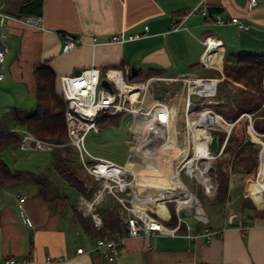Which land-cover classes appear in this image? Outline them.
<instances>
[{
	"label": "crops",
	"instance_id": "0c3cea01",
	"mask_svg": "<svg viewBox=\"0 0 264 264\" xmlns=\"http://www.w3.org/2000/svg\"><path fill=\"white\" fill-rule=\"evenodd\" d=\"M196 1L43 0L41 15L4 17L0 29V46L6 48L0 65V120L13 107L24 109L22 105H28V109H32L31 105L35 104L33 68L38 64H45L54 71L56 87L59 75L91 65L104 72L125 63L130 69L134 67L135 73L139 72L141 77L149 74L198 75L204 71H216L223 76V62L231 61L234 54H264V0H255L254 4H249V0H207L208 5L221 7L218 12L223 17L237 16L244 21L247 26L243 28L231 22L213 23L194 12L182 19L178 29L170 30L173 21L191 9ZM215 13L211 12L212 15ZM144 25H147L146 30ZM119 31H144V35L125 41L90 43L93 36L102 41ZM64 32L84 42L63 52ZM205 39L214 47L206 52ZM219 56L222 59L220 66L216 62ZM222 76H219L220 82ZM226 83L241 88L239 83ZM195 119L199 117L190 119L189 126ZM240 119L237 118L236 123ZM191 131L192 146H195L194 130ZM57 178L59 183L64 180ZM174 181L177 180H169L170 189ZM177 182L182 189L178 204L191 203L193 198ZM61 185L62 190L53 185L56 191L51 192L64 196L56 204L48 203L30 184L15 185L13 196L9 194L0 198V264H195L198 261L264 264L262 220L246 217L241 211L242 201L225 211L220 221L209 224L205 216L207 223L202 224L198 219L195 223L185 219L194 211L187 204L180 209L181 219L178 221L176 202L169 209L167 204L171 199L164 198L159 203H165L168 215L161 220L168 227L176 228L175 234L125 235L119 255L106 259L98 252H89L99 235L86 230L76 219L73 209L74 206L78 208L74 204L75 195L63 183ZM23 193L26 197L20 206L17 197ZM76 194L80 197L77 191ZM247 194L256 206L255 192V200L245 188L241 198ZM113 202L111 196L104 207L114 210ZM156 204V201L147 203L153 215H156ZM115 205L119 225L112 235L124 234L126 211L119 201ZM173 216L175 223L168 225ZM236 216L239 221L233 224L231 218ZM78 247H82L81 252L77 251ZM10 257L15 261L6 263Z\"/></svg>",
	"mask_w": 264,
	"mask_h": 264
},
{
	"label": "built area",
	"instance_id": "2783aa9c",
	"mask_svg": "<svg viewBox=\"0 0 264 264\" xmlns=\"http://www.w3.org/2000/svg\"><path fill=\"white\" fill-rule=\"evenodd\" d=\"M254 3L255 0H249V4ZM4 6V2L0 1V8ZM194 12L200 13L207 21L213 23L231 22L236 23L239 28L247 26L237 16L223 17L219 12L212 15L208 9L207 0H197L191 9L182 13L178 19L173 21L170 25V30L178 29L181 26L182 19ZM10 16L11 14L0 9L1 30L2 19ZM146 29L147 25H144V30ZM62 34L61 50L63 52L84 42L71 33L64 32ZM143 35L144 31L143 33L119 31L102 41H98L93 36L90 43L94 45L99 42L125 41L136 39ZM204 43L206 52L211 49V41L205 39ZM5 50V46H0V65L3 62ZM131 75L130 67L124 63L115 68H108L104 72L98 66L91 65L72 71L69 74L59 75L57 78L60 89L58 93L62 96L65 103L64 117L68 142L74 147L85 171L91 176L100 177L99 185L90 198L80 195L78 208L83 213L91 216L96 228H100L103 224L102 217L96 206L107 195L115 197L126 211L124 219L125 233L98 236L95 245L89 249V252H98L106 259H114L119 255L120 245L124 242L125 235H149L153 232L174 235L176 231V228L168 227L164 224L161 219L165 218V216L157 211L156 206L154 208L156 215L149 212L147 206L149 201L159 203V199L147 197L152 194L150 191L139 192L140 205L143 207L135 205V191L131 184L134 173L126 164L133 150L138 145L144 144V142L158 143L172 139L174 136L176 144L174 148L170 147V154L178 148L173 159V166L176 168L177 174L183 169L184 173L190 177H199L200 175V181L204 184L205 191L207 193L216 191V184L213 183L211 174L208 175L212 163L209 160L203 168H200V161L207 159V157L203 155L194 156L190 149L192 146L189 145V140L186 137L192 133L188 119L192 118L195 111L198 112L193 107V96L214 95L219 77L216 75L182 74L170 76L149 74L140 79H134L131 78ZM1 76L2 73L0 72V78ZM102 78L109 82L111 88L101 83ZM180 108H182L183 112L182 117L179 116ZM124 113L131 115L129 127L132 136L135 138V145L131 147L127 159L119 163L106 157L96 156L89 151L84 142L87 133H97L101 129L99 125L101 119ZM242 114H246L251 120L249 112H242ZM180 120L181 124H179ZM210 124L215 123H206V125ZM231 126L232 124L229 125V127ZM228 129L227 135L230 131V128ZM19 130L21 131L19 142L21 147L46 148L50 150L54 147V143L38 139L25 128ZM227 135L219 146V152L213 155L208 148L209 133V138L206 142V148L210 153L209 158H216L222 153ZM178 139L183 141L184 145L182 147H179ZM223 169L226 170V167H223ZM128 174H132L130 176L132 178H129ZM188 191L190 190L188 189ZM161 193L166 196L164 199H172L171 196L175 194L172 193L171 189H165ZM177 196L179 197L180 195L178 194ZM25 197L26 194L24 193L17 197L20 206ZM177 198H175L176 212L178 221H180V209L183 205L191 204L192 202L178 204ZM194 205V211L197 216L206 220V217L202 214L200 204L194 202ZM256 206L264 208V205L260 206L258 203H256ZM262 226L264 228V220L262 221ZM77 251L81 252L82 247H78ZM14 261V258L11 257L5 260L6 263H13Z\"/></svg>",
	"mask_w": 264,
	"mask_h": 264
},
{
	"label": "trees",
	"instance_id": "16d2710c",
	"mask_svg": "<svg viewBox=\"0 0 264 264\" xmlns=\"http://www.w3.org/2000/svg\"><path fill=\"white\" fill-rule=\"evenodd\" d=\"M5 3L3 11L15 16L41 15L43 11V0H0ZM231 61H224L222 65L223 79L218 83L216 93L218 94L215 109L213 112L221 115L224 124H232L227 135V129L223 126H211L209 130L212 134H217L219 146L225 136L227 139L222 153L216 157L210 168L217 183L213 201L218 202L222 207L228 198L229 173L223 167L231 168L234 171L249 173L255 168L258 155L261 152V143L254 141L250 135L239 141L234 134V126L238 116L242 112L255 114L260 112L261 119L254 117L253 127L258 132H264V54L237 53L232 56ZM222 63V62H221ZM219 64V66L221 65ZM160 73L159 71H156ZM35 82V104L32 109L26 111L19 107H13L0 120V150L10 146L18 145L21 139V131L25 128L38 139L54 143L51 149L53 155V168L56 173L73 187L80 195L90 198L97 189L100 177L89 175L77 157L74 147L68 142L66 123L64 117L65 103L62 96L55 87L56 75L54 71L45 64H38L33 68ZM131 78L140 79L141 74L136 72ZM233 81L241 84V88L232 93L226 89V82ZM212 104V103H208ZM206 105V104H205ZM198 107V106H196ZM210 110V109H208ZM121 114L109 116L99 121L100 128L116 123ZM233 154L234 158L223 157L224 154ZM230 157V156H229ZM264 163L261 160L259 172ZM239 165V167L237 166ZM264 183V168L261 174ZM182 178V176H181ZM47 174H38L28 169H12L8 163L0 157V187L7 188L19 184H30L37 188V192L50 204H56L64 198L63 195L49 192L47 186ZM257 184V182H256ZM253 187L251 195L255 192ZM112 196V195H111ZM113 197V196H112ZM247 198V197H245ZM254 198V196H253ZM114 210L105 208L97 204L96 209L100 213L103 224L100 228H91V216L85 215L77 207H73L76 219L86 230H92L99 236L112 235L115 227L119 225L118 212L115 205L118 200L113 197ZM243 199V198H242ZM255 200V198H254ZM256 201V200H255ZM256 203H258L256 201ZM259 204V203H258ZM245 202L242 203V212ZM260 206H263L259 204ZM251 211L246 213V217H257L264 220V208H257L250 200ZM157 211L163 215H168L167 207L164 204H156ZM116 218L110 224V218ZM175 216L171 217L168 225L175 223ZM195 264H213L206 261H198Z\"/></svg>",
	"mask_w": 264,
	"mask_h": 264
},
{
	"label": "rangeland",
	"instance_id": "374dc122",
	"mask_svg": "<svg viewBox=\"0 0 264 264\" xmlns=\"http://www.w3.org/2000/svg\"><path fill=\"white\" fill-rule=\"evenodd\" d=\"M220 61H222V59H220V56L217 58L216 62L220 63ZM214 73H216L217 77L222 76V74L213 71ZM221 78V77H219ZM223 79V76H222ZM220 82L219 80L217 81ZM216 84V87H217ZM221 84V82H220ZM228 84L226 83V89L230 90L232 93L237 92L240 87H236L235 85L232 84V86H227ZM231 87V88H230ZM56 90L60 91L59 89V85L57 83L56 85ZM217 98H218V94L216 93V89H215V94L212 96H193V107H195V110H197L198 112H194L192 117H199L201 114H213L215 115V118L217 119V122L215 124H210V125H206V128L208 130V133H210V135L212 134V132L209 130V126H223L227 129L228 132V128L230 124H224L222 117H220V115L216 112H213L211 110L215 109L216 105L214 103L217 102ZM208 103H212V104H208ZM206 104V105H205ZM24 106V109L26 111H28L29 107L28 105H22ZM32 108L34 107V105H31ZM198 106V107H196ZM210 109V110H208ZM211 112V113H209ZM182 108H180L179 110V116L182 117ZM250 113V112H249ZM241 119L238 121V123L235 124L234 126V134L235 137L240 140H242V142L244 141V139L247 138V135H250V137L254 140V141H259L261 143V149L264 143V132H258L256 131V129L253 127V120L254 117H256L257 119H261L262 115H260V112H257L255 114L250 113V117L251 120H249L248 116H246V114H240L238 116V118ZM201 120H202V115L200 116ZM214 119V121L216 120ZM201 122V121H200ZM131 123V115L124 113L121 114L119 116V118L117 119L116 123L114 124H109L103 128H101L99 133H92L89 132L87 133L86 137H85V145L87 147V149L89 151H91L92 153H94L96 156H101V157H106L109 159H112L116 162H123L127 159L130 149L133 145H135V138L132 136L131 130H130V125ZM181 124V120L180 123ZM233 124V123H231ZM200 123L194 125L193 129L194 130V134H200L201 130H200ZM181 138V137H180ZM188 138L189 140V145L192 146V140L190 135L188 137H186V139ZM179 140V147H182L184 145L183 141H181V139ZM183 140V139H182ZM152 142H144V145H142L139 148H135L134 152L132 154V157H135L137 155L142 154L143 152H145L150 146H151ZM178 148H176L171 154H175L176 150ZM191 149V148H190ZM230 156V157H229ZM0 157L3 158L8 165L12 168V169H28V170H32L35 173L38 174H47L49 176V179L47 180V186L49 188V192L52 191H56V188L59 190H62L63 187L61 185V183H63L64 187L68 190L70 189L72 191V193H74L75 195V199H74V204L78 206L79 204V197L76 194V190L72 187H70L66 182H64V180H60L61 183H59L56 179L57 176L60 177L58 174L56 175V172L53 168V155L50 149H46V148H34V147H21L19 145H14V146H10L7 148H3L0 150ZM223 157H227L230 159V161L233 160L234 156L233 154L229 155V154H224ZM261 152L258 155V160L256 162L255 168L253 170H251L249 173H243L241 171H234L231 168V165L228 166L227 171L229 173L230 179H229V190H228V198L224 201V204L227 203L228 204L225 207H222L218 202L213 201L214 198V194L216 191H212V193H207L205 191L204 188V184H202V182L200 181L201 177L199 175V177H190L187 176L183 169L180 170V172L178 173V176L181 178V181H183V184L185 185V187H187L190 192L193 194L194 198L192 200L191 204H187L188 206H191L193 208V210L195 209V205L194 202L199 203L201 208H202V214L204 216L207 217L209 224H214V221H220L223 217V215L225 214V211L229 210L231 206H235V205H239L245 202L244 205V211L245 213H248L251 211V207L250 205V200L249 198H245L242 197V189L245 188L246 192H249L251 194L253 187L259 183L260 178H261V186H262V181L263 178L261 176V174H263V168H264V163L261 167V170L259 172V168H260V163H261ZM130 158V159H131ZM215 158V157H214ZM213 157H210L208 159H203L200 161V168H203V166L206 164V162H210L212 160H215ZM129 159V160H130ZM174 159V158H173ZM239 167V165H237ZM235 173V174H233ZM211 174V175H210ZM129 178L132 174H128ZM208 175L211 176V179L213 181L214 184L215 183V176L214 174H212L211 170L208 171ZM61 178V177H60ZM62 179V178H61ZM257 182V184H256ZM53 185L56 187H53ZM30 187V186H29ZM34 187V186H31ZM69 190V191H70ZM172 193H175L171 196V200L168 201L169 203L167 204L169 209H171V207H173V203H175L176 199L178 196V194L180 195L182 192V189L180 187V185L178 184L177 181L173 182V186H172ZM16 193L15 190V186H13L12 188L7 187V188H2L0 187V198L5 197V196H10L9 194H11V196H13ZM254 196V194H253ZM175 197V198H174ZM246 197H249L248 194L246 195ZM264 197V196H263ZM111 198L110 195H107L104 199H102V202L100 203V205L102 207L105 206V202L109 201ZM180 198V196L178 197ZM252 198V197H251ZM135 204H139V201H135ZM183 207V206H182ZM258 208V207H257ZM149 212L151 213V210L149 209ZM116 219V218H115ZM114 218H110V224L113 223V221H115ZM186 220H188L191 223H195L197 222L196 219H198V221L202 224L207 223L206 220H203L201 218H199L197 216V214L193 211L191 215H187L185 217Z\"/></svg>",
	"mask_w": 264,
	"mask_h": 264
},
{
	"label": "bare ground",
	"instance_id": "6f19581e",
	"mask_svg": "<svg viewBox=\"0 0 264 264\" xmlns=\"http://www.w3.org/2000/svg\"><path fill=\"white\" fill-rule=\"evenodd\" d=\"M201 115H202V120L200 118ZM201 115L199 116V119H195L193 120L192 123H190V128H193L194 125L196 124H199V123L201 124L200 134H194V137L196 139L194 140L196 142H195V146L191 147V151L194 156L203 155L205 157H208L209 159L210 153L208 152L206 148V142L209 138V133L206 128V123H216L217 119L215 118V115L213 114H201ZM192 118L188 119V123H189V120ZM214 119L216 120L212 121ZM175 141L176 140L174 139V136H173L172 139H168V140L161 141L158 143L152 142L151 146L142 154L137 155L133 158H131L132 157L131 155L130 157L131 159L129 158L130 160L127 161L126 165L134 173V178L131 181V184L135 191L134 192L135 201H140L138 196L140 195L139 192L141 191H145V192L150 191L152 194L148 195L147 196L148 198L159 199V202L162 201L163 198L166 196L161 192H163L165 189H170L168 184H169V180H171L172 178H175L185 187V185L180 180V177L177 174L176 168L173 166V163H174L173 158L176 153L170 154V151H171L170 147H173V148L175 147V144H176ZM142 145L144 144H140L136 148H139ZM148 162H149V165H148ZM260 183H261V178H260L259 183L256 186L255 195H256V198L259 204L264 205V197H263L264 196V183H263V186H261ZM185 189L187 188L185 187ZM188 192L191 195V197L194 198L193 194L190 191ZM135 205L141 206L139 204H135Z\"/></svg>",
	"mask_w": 264,
	"mask_h": 264
},
{
	"label": "water",
	"instance_id": "95a60500",
	"mask_svg": "<svg viewBox=\"0 0 264 264\" xmlns=\"http://www.w3.org/2000/svg\"><path fill=\"white\" fill-rule=\"evenodd\" d=\"M208 9L210 12H218L219 10H221V7L211 4V5H208ZM211 48H214V47H211ZM76 70H79V69H76ZM131 73L132 74L135 73L134 67H131ZM197 74L198 75H204V76H214V73L208 72V71L200 72ZM101 83L103 85H105L106 87L111 88L109 82L105 78L101 79ZM208 148H209V151L211 152V154H213V155H216L219 152V142H218L217 134H211L210 135V139L208 142ZM260 158H261V160H264V143H263V146L261 149V157ZM238 221H239V217H237V216L231 218V222L233 224L238 223Z\"/></svg>",
	"mask_w": 264,
	"mask_h": 264
}]
</instances>
